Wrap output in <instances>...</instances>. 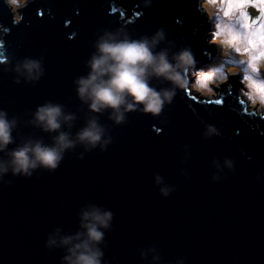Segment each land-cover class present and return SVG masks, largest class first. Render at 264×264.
Wrapping results in <instances>:
<instances>
[{
	"label": "water",
	"instance_id": "water-1",
	"mask_svg": "<svg viewBox=\"0 0 264 264\" xmlns=\"http://www.w3.org/2000/svg\"><path fill=\"white\" fill-rule=\"evenodd\" d=\"M140 2L34 0L24 10L23 23L13 26L0 0V25L11 30L5 38L6 51L23 58L46 50V74L36 86L23 81L15 85L14 74L0 70V108L19 120L17 142L32 137L51 143V136L28 123L36 106L46 101L75 114L72 128L62 129L73 136L92 115L77 99L73 81L87 74L85 62L94 51L99 29L114 30L133 21L129 31L141 35L164 27L173 38L183 37L201 64L212 60L215 47L206 45L208 24L196 10V0H154L149 10L137 7ZM141 11L144 14L134 19V13ZM249 12L258 15L254 9ZM230 83L231 95L225 91L223 107L201 104L203 98L196 93H192L196 100L188 93L185 99L178 96L164 112L162 119L168 124L160 134L154 130L160 122L148 116L133 113L125 126L114 127L107 113L99 115L114 139L107 152L97 149L80 160L83 148L77 146L66 153L54 174L38 170L30 180L16 178L10 186L0 185V264H60L63 252H47L44 240L56 228L62 234L75 232L79 213L89 204L115 214L106 235V258H116L117 264H139L137 250L151 244L158 245L167 261L185 256L188 264H264V184L254 183L264 168V121L242 119L230 110L228 105L242 112L245 107L236 100L238 78ZM187 100L198 115L188 109ZM201 119L221 127L224 138L204 141ZM185 144L190 145L192 159L182 165ZM224 156L235 160V172L225 170L221 175L227 178L212 183L211 161ZM182 169L189 179L181 176ZM156 172L174 189L167 199L154 184Z\"/></svg>",
	"mask_w": 264,
	"mask_h": 264
},
{
	"label": "clouds",
	"instance_id": "clouds-1",
	"mask_svg": "<svg viewBox=\"0 0 264 264\" xmlns=\"http://www.w3.org/2000/svg\"><path fill=\"white\" fill-rule=\"evenodd\" d=\"M33 2L3 0L13 26L23 23L24 10ZM153 6L154 0H141L137 7L149 10ZM250 8L258 15L253 17ZM196 10L206 17V45L214 46L216 51L212 62L205 64L196 58L192 46L183 37L173 38L164 27L150 34L136 35L128 28L133 21H128L114 30L99 29L95 33L94 51L85 62L88 72L73 81L77 99L92 115L74 136L62 129L72 128L75 114L66 112L62 104L46 101L36 106L28 123L51 136V143L32 137L17 142L14 134L19 120L0 108V185L10 186L16 178L30 180L38 170L54 174L66 153L77 146L83 148L80 160L97 149L107 152L114 139L99 122V115L104 113L114 127L125 126L133 113L151 117L160 122L161 127L154 126L160 134L168 124L162 119L164 112L172 108L178 96L185 99L184 94L188 93L191 100H196L197 95L192 94L196 93L203 98L199 101L201 104L223 107L225 91L231 95L232 78H238L241 85L237 103L245 107L242 112L236 105H228L230 110L242 119L247 116L264 121V0H196ZM143 14V11L135 12L134 19ZM38 15L42 13L38 11ZM177 24L182 22L177 20ZM10 31L9 27L0 25V70L13 73L15 85L23 81L25 85L36 86L46 74V50H41L38 56L16 58L5 48ZM187 107L198 115L191 102L188 101ZM200 122L204 141L224 138L221 127L203 119ZM236 134L239 135V130ZM182 151L181 164L186 165L192 159L190 145H183ZM246 159L252 161L253 157L246 156ZM211 167V182L219 183L227 178L221 175L225 170L227 174L235 172L236 162L228 156L213 158ZM180 174L189 179L186 169ZM9 175L12 179L6 180ZM153 180L159 186V195L169 198L173 187L165 184L159 172L154 173ZM254 183L264 184V168L256 173ZM114 216L111 209L89 204L81 209L75 232L62 234L56 228L47 235L43 247L47 252L62 251L60 264H117L116 258H106V235L112 230ZM137 251L139 264H188L185 256L165 260L156 244Z\"/></svg>",
	"mask_w": 264,
	"mask_h": 264
},
{
	"label": "rangeland",
	"instance_id": "rangeland-1",
	"mask_svg": "<svg viewBox=\"0 0 264 264\" xmlns=\"http://www.w3.org/2000/svg\"><path fill=\"white\" fill-rule=\"evenodd\" d=\"M215 56H216V54H215ZM214 58H215V57H214ZM214 58H213V59H214ZM213 59H212V60H213ZM211 62H212V61H211ZM211 62H210V63H211Z\"/></svg>",
	"mask_w": 264,
	"mask_h": 264
}]
</instances>
